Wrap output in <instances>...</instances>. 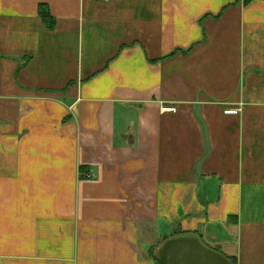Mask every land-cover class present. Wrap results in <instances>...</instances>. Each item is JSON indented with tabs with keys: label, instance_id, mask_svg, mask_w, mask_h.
Returning a JSON list of instances; mask_svg holds the SVG:
<instances>
[{
	"label": "crops",
	"instance_id": "0c3cea01",
	"mask_svg": "<svg viewBox=\"0 0 264 264\" xmlns=\"http://www.w3.org/2000/svg\"><path fill=\"white\" fill-rule=\"evenodd\" d=\"M185 236L264 264V0H0V264Z\"/></svg>",
	"mask_w": 264,
	"mask_h": 264
},
{
	"label": "water",
	"instance_id": "95a60500",
	"mask_svg": "<svg viewBox=\"0 0 264 264\" xmlns=\"http://www.w3.org/2000/svg\"><path fill=\"white\" fill-rule=\"evenodd\" d=\"M159 260L161 264H231L227 257L192 236L165 241L159 251Z\"/></svg>",
	"mask_w": 264,
	"mask_h": 264
},
{
	"label": "trees",
	"instance_id": "16d2710c",
	"mask_svg": "<svg viewBox=\"0 0 264 264\" xmlns=\"http://www.w3.org/2000/svg\"><path fill=\"white\" fill-rule=\"evenodd\" d=\"M249 0H244V3H248ZM38 17L41 19V22L45 25V27L51 31L54 28V19L51 17L49 11L47 10V7L45 5H38ZM213 249V248H210ZM218 252L217 249H213ZM227 259L230 261L231 264H236L234 259L228 258ZM156 261L158 264H161L159 257L156 258Z\"/></svg>",
	"mask_w": 264,
	"mask_h": 264
},
{
	"label": "built area",
	"instance_id": "2783aa9c",
	"mask_svg": "<svg viewBox=\"0 0 264 264\" xmlns=\"http://www.w3.org/2000/svg\"><path fill=\"white\" fill-rule=\"evenodd\" d=\"M99 1L104 2V3L110 2V0H99ZM161 110H162V112H175L176 109L175 108H163ZM226 113L227 114H236L237 112L230 110V111H227ZM91 177H92V175H88V178H91Z\"/></svg>",
	"mask_w": 264,
	"mask_h": 264
},
{
	"label": "rangeland",
	"instance_id": "374dc122",
	"mask_svg": "<svg viewBox=\"0 0 264 264\" xmlns=\"http://www.w3.org/2000/svg\"><path fill=\"white\" fill-rule=\"evenodd\" d=\"M207 242H205V244H206ZM208 244V243H207ZM210 246V245H209Z\"/></svg>",
	"mask_w": 264,
	"mask_h": 264
}]
</instances>
